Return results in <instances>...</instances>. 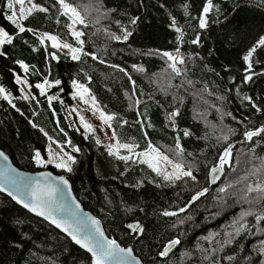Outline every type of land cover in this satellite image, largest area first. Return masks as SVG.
Instances as JSON below:
<instances>
[{
    "label": "trees",
    "instance_id": "obj_1",
    "mask_svg": "<svg viewBox=\"0 0 264 264\" xmlns=\"http://www.w3.org/2000/svg\"><path fill=\"white\" fill-rule=\"evenodd\" d=\"M33 1L48 11H36L20 21L26 29H33L20 33L7 19L6 0H0V28L12 36L10 43L0 44V86L11 93L12 101L10 104L0 96V148L10 160L24 169L49 168L64 174L82 206L99 218L105 234L118 244H129L143 264H260L264 257L254 248L264 240V220L257 226L254 215L246 217L249 231L236 236L232 244L211 254L208 260L199 249L219 248L217 241L223 242L224 233L231 231L230 225L242 211L250 207L257 213L264 211V199L249 205L240 198L248 184L264 182L259 159L264 157V135L253 141L243 137L245 131L264 126V48L253 54L250 70L246 71L243 60L264 36V0H213L214 8L207 14V27L203 29L199 16L206 0H67L88 21L87 27L80 25L85 33L81 37L83 51L97 56L82 55L79 60L53 48L47 40L40 42V33L48 32L79 47L66 27L69 20L61 14L58 0ZM107 10L114 11L102 16ZM173 19L183 33L182 39L171 26ZM125 30L130 35L124 41L109 35L122 37ZM197 37L198 43L193 44ZM177 48L186 61L178 65L186 69L180 76L167 68V58L162 56L163 52L174 54ZM14 74L24 76L32 97L21 99ZM246 75L251 79L245 81ZM169 77L173 85L186 80L193 84L183 83L165 95L160 89L167 87ZM45 80L60 81L47 90H57L58 99L51 104L36 87ZM71 80L87 87L107 114H115L111 131L116 130L121 142L135 143L137 151L151 142L172 157L169 150L175 149L179 137L184 158L196 164L197 181L168 184L146 164L120 160L109 155L103 144H97L92 134L84 136L66 111L71 101ZM193 92H199L209 103L194 101ZM172 93L182 96L183 103ZM136 99L141 101L139 105L132 103ZM213 104L231 116L225 115L221 122ZM176 109L179 114L173 128L167 116ZM196 113H206V117ZM222 126L234 129L235 135L217 143ZM185 129L191 135L184 136ZM228 143L234 145L231 164L225 166L220 181L210 185L208 170ZM56 144L72 149L75 162L71 172L51 164L35 165L34 152L43 155L46 146ZM73 147L79 151H73ZM229 182L235 183L229 191L237 192L236 196L218 192ZM205 188L208 191L188 205L192 196ZM186 205L185 211L179 212ZM165 210L177 215L165 216ZM131 220L142 225L139 236L126 228ZM174 238L181 243L169 256L159 257L162 247ZM228 256L235 259H224ZM0 264L91 262L88 254L60 231L0 192Z\"/></svg>",
    "mask_w": 264,
    "mask_h": 264
},
{
    "label": "snow or ice",
    "instance_id": "obj_2",
    "mask_svg": "<svg viewBox=\"0 0 264 264\" xmlns=\"http://www.w3.org/2000/svg\"><path fill=\"white\" fill-rule=\"evenodd\" d=\"M28 4L31 6L25 8L24 5L26 0H15V4L19 5L18 11H12L10 15L7 16V19L15 24L16 28L20 33L25 31H33L31 28H25L20 21L26 19L27 16L32 15L36 11L40 12H47L48 9L44 7H40L37 4L32 3V0H27ZM60 5L61 14L67 16L71 21L66 25V27L70 30V34L72 38L76 41L79 47H74L67 42H61L59 38L55 35H51L49 33H43L40 35V42L44 43L45 38L52 42L53 48H66L72 54L73 60H79L82 55H92L93 59H97L95 53H86L83 51V44L84 41L81 39L84 36V32L78 30L76 25H84L85 27L88 26V21L84 15L81 14V11L78 10L76 6L72 3L67 2V0H58ZM13 0H8L7 8L13 9ZM214 8L213 0H206V3L203 7L201 16L199 18V27L201 29L207 27V14ZM114 10H107L102 13V16H107L108 12ZM18 17V19H17ZM136 20L133 19L132 23H135ZM119 24V21H116ZM175 28L177 33H180L178 39H182L183 33L179 27L176 26V21L173 19L172 25ZM107 31V30H106ZM111 39L114 40H127L128 36L130 35L129 32L126 30L123 31L122 37L116 35L115 33H109ZM12 41V36L9 35L4 29L0 28V44L10 43ZM199 37L192 41L193 44L198 43ZM258 48H264V36H261L257 42L248 50V52L244 55L243 60L247 64L246 71L252 68L251 58L253 54L257 51ZM162 56L167 58V68L171 69V72L175 74V76H180L186 69H182L178 67V65H184L186 63L185 58L180 54L179 48L176 49L175 54L170 52H163ZM55 58V57H53ZM103 62V61H101ZM21 66L27 70V66L21 63ZM118 67V66H113ZM135 67V66H134ZM138 71H143L142 68H138ZM120 71H124V69H120ZM131 79V77H129ZM172 77H169L167 87L161 88L160 90L164 92L165 95L169 94L168 90L171 88H178L182 87L183 83H187L189 85L193 84L192 80H186L181 83V85H173L171 83ZM251 79L250 76H245V81ZM16 82L18 84L27 83L26 80H21L19 76L16 77ZM56 84H59L60 81H55ZM73 87L75 89L73 96L78 97L80 101L88 105L90 110L93 112L94 115L98 114V118L100 119L101 123L107 125L108 128H112V121L115 118V114H107L99 105L94 95H92L87 87L83 84H79L76 81H73ZM133 84L135 82L133 81ZM37 88L40 89L41 94H44L46 91V87H52L47 80L44 81L42 84H37ZM23 89L21 92L23 93ZM203 91H207V86L203 89ZM174 99H178L181 103H183V97L178 96L176 93H172ZM194 101L197 103H204L208 104L207 100H204L203 97L200 95L199 92L192 93ZM0 96L4 99L8 100L11 104V93H8L6 89L0 86ZM133 96H135V90L133 91ZM29 97L27 95H22L21 99L27 100ZM34 99V97H33ZM58 99V96H48L49 103L51 101ZM219 100H223L224 97H217ZM244 99H250L249 97H244ZM135 105H139L141 101L139 99L133 100L132 102ZM212 107H216L214 104L211 105ZM15 107V105H13ZM253 107H256L253 105ZM257 111L260 109L257 107ZM72 111L77 112L81 125L86 130V132L94 133L95 129L93 126L87 122L85 117L80 114L82 110L72 109ZM216 111L220 114L221 122L223 121V117L225 115L231 116L230 112H223V110L219 107H216ZM179 114V109H176L170 113H168L167 119L172 122V127L175 128L174 118ZM196 115L200 118H205L206 113H196ZM234 118V117H233ZM235 119V118H234ZM123 123H127V121H123ZM36 125L34 124L33 127ZM143 127V125H142ZM148 127H151V124H148ZM213 129L216 128L215 125L211 126ZM41 132H44L43 129H40ZM220 135L216 137L217 143L220 142H227L232 135H235V130L227 127L222 126L219 129ZM47 136V133H44ZM184 136H189L191 133L185 129ZM264 135V126L255 128L254 130H247L243 133V137L245 141H253L254 137H259ZM147 136V133H145ZM118 134L115 129L111 132V140H114L115 143H109L107 145V149L109 155L115 156L116 158L124 161L133 160V162H139L141 164H146L148 168H150L157 176L162 177V179L167 182L168 184H175L177 181L180 180H191L193 182L197 181L196 175H194V171L198 170L196 168L195 162L187 161L184 158V149L180 144L179 137L176 138L175 149L169 150L173 153L172 157L165 152L161 151L159 147L154 146L151 142H149L147 148L144 151L137 152L136 148L138 147L135 143H123L118 138ZM49 141H52V137H48ZM207 139V135L205 136ZM96 143L100 144L101 141L99 138L96 139ZM68 144L71 145V141H68ZM60 147V152H54L51 150V145L49 146V156L48 159L45 160L42 158L41 153L36 151L33 160L37 165H46L55 163V167L65 169L69 172L72 171L71 164L74 163V157L69 155L67 152H63V147ZM233 147L234 145L228 143L226 147L223 148V151L219 153L218 160L215 164H213L209 168V176L211 177V182L214 183L217 179L220 178V175L223 173L224 168L226 165L231 164L232 155H233ZM124 149L127 150V155H121L120 150ZM73 151H79L78 148L73 147ZM250 151L254 152V149H250ZM188 155H192L189 153ZM0 158L7 161L8 157L5 155L3 151H0ZM261 160V168H264V157L259 158ZM256 171H260L259 168ZM5 173H0V175H4ZM40 176L44 177L45 180L42 183L40 180H36L35 182H29L26 184V188L23 192V195H14L13 193L9 192V195H12L13 199L17 200L19 203L23 204L25 208H28L33 213H36L40 216L45 217L46 219L50 220L52 224L56 225V227L61 228L63 231L68 233L71 239L82 248L87 250L91 253L92 256V264H109V262L114 261L115 264H141V262L133 256V249L132 248H122L117 243L115 239H108L104 236L103 231L99 226V221L95 217H87L84 219H79L82 215L79 213L80 205L76 203L75 199L72 200L70 204L65 205L63 202H58L57 197L62 194L65 188L68 186V180L65 179L63 176H58L54 178L55 182L49 180L51 177L50 173H40ZM246 177H242L241 179H245ZM13 183L16 181L13 180ZM239 181L235 182L238 183ZM235 183H225L218 189L219 193L225 194L226 196H236L237 192H230L229 189L235 187ZM63 186V187H61ZM3 186H0V191H6ZM208 189L205 188L202 191L196 192L195 195L192 196L191 200L188 202V205H191L194 201H196L200 196L204 195ZM257 193L256 197H251L250 194ZM244 202H247L249 205L258 204L261 199H264V182L256 183L255 186L252 184H248L246 188L243 190V195L240 197ZM182 207L179 209V212H184L186 207ZM67 208L72 218L76 219V224L74 225L69 219L58 218L55 214L57 211ZM165 216H175L177 215L176 212H169L165 210L163 212ZM255 216L257 226L259 223L264 220V211L259 213L254 212L253 209L250 207L247 210L241 212L240 216L235 219L232 224L230 225L231 231H227L224 233L225 239L223 242L217 241L219 244V248L212 249L211 251L205 249H199L200 251L204 252L203 259L208 260L209 256L215 252L222 251L223 248L227 245L233 243L236 236H239L241 233L245 231H249V227L247 224L246 217L248 216ZM183 221H181L182 223ZM91 226V227H90ZM129 228H133L134 230L142 231L141 226L139 224L136 225H128ZM261 230V229H258ZM264 231V230H262ZM208 239V238H205ZM181 243L179 238L170 239L164 246L163 249L158 253L159 257H167L169 254L176 248L177 245ZM255 252H258L261 257H264V240L259 242V246L254 248ZM190 255V254H185ZM224 259L229 261L234 260V256H228ZM245 259H250L246 257ZM219 264V261L216 262ZM260 264H264V258L260 260Z\"/></svg>",
    "mask_w": 264,
    "mask_h": 264
},
{
    "label": "water",
    "instance_id": "obj_3",
    "mask_svg": "<svg viewBox=\"0 0 264 264\" xmlns=\"http://www.w3.org/2000/svg\"><path fill=\"white\" fill-rule=\"evenodd\" d=\"M0 151H3L5 153V155L8 157V160L7 161L3 160V158H0V173H5L4 175H0V186H3L5 189H7L6 191H0V192L3 193L4 195L10 197L13 202H15L20 207L24 208L26 211H28L32 215H34V216H36V217L44 220L45 222H47L48 224H50L51 226H53L55 229H57L58 231H60L73 244H75L76 246H78L79 248H81L83 251H85L88 254V256L90 258V262L92 264V256H91V253H89L87 250H85L84 248H82L80 245L76 244L71 239V237L68 235V233H66L65 231H63L61 228L56 227V225L52 224L51 221L48 220V219H46L45 217L40 216V215H38L36 213H33L28 208H25L23 206V204L19 203L15 199H13L12 195H9V192H11L14 195H21L22 196L23 195V192H24V190L26 188V184L29 182V178H30V182H35L36 180H40L43 183L44 180H45V178L42 177V176H40V173H50L51 174V177H49V180H51L52 182H55L54 181V178L55 177H58V176H63L65 179H67L65 177V175L62 174V173H56V172L52 171L49 168H40V169H24V168H21V167L15 165L10 160L9 156L7 155V153L3 149L0 148ZM223 174H224V171L220 175V178L217 179L214 183H212L211 182V177L209 176V170H208L207 178H208L209 184L210 185H214V184L218 183L220 181V179L223 177ZM13 180H15L16 182L13 183L12 182ZM61 187H63V186H61ZM73 199H75L76 203H78L80 205L79 213L82 214V215L79 217V219H84V218H87V217L90 216V217H95L100 222V220H99L98 217H96L89 210L85 209L82 206V204L79 202V200L74 195V193L72 191V188L70 186V183L68 181V186L65 188L64 192L57 197V200H58V202H63L65 205H67V204H70ZM55 214L57 215L58 218L69 219L74 225L76 224V219L75 218H72L70 216V213L67 210V208L62 209L60 211H57ZM130 224H132V225L139 224L141 226V229H142V225L137 220H131V221L127 222L126 225H125L126 228H128L131 233H135L136 236H139L141 234V231L134 230L133 228H129L128 225H130ZM99 226H100L101 230L103 231L104 236L106 238H108V239H111V238H109L105 234V232L103 230V227L101 225V222L99 223ZM119 245L122 248H131V246L129 244L128 245H121V244H119ZM162 249H163V247H162ZM132 254H133L134 257H136V259H138L141 262V264H143L142 261L140 260V258L134 252ZM109 264H115V262L112 261V262H109Z\"/></svg>",
    "mask_w": 264,
    "mask_h": 264
},
{
    "label": "rangeland",
    "instance_id": "obj_4",
    "mask_svg": "<svg viewBox=\"0 0 264 264\" xmlns=\"http://www.w3.org/2000/svg\"><path fill=\"white\" fill-rule=\"evenodd\" d=\"M7 3H8V0H6V16H8V15H10L11 14V12L12 11H18V9H19V5H16L15 4V0H13V9H8L7 8ZM32 3H34V4H37V3H35L33 0H32ZM38 5V4H37ZM205 5V4H204ZM31 5L30 4H28V2H27V0H26V3H25V5H24V7L25 8H28V7H30ZM204 7V6H203ZM201 13H202V11H201ZM200 16H201V14H200ZM200 16H199V18H200ZM68 18V17H67ZM17 19H18V17H17ZM68 20H69V18H68ZM71 21L69 20V22L68 23H70ZM76 28L78 29V30H80V25H76ZM69 30V29H68ZM43 33H48V32H42V33H40V35L41 34H43ZM69 33H70V30H69ZM49 34H51V35H54V34H52V33H49ZM40 35H39V38H40ZM45 40H47V38H45ZM60 40V39H59ZM51 45H52V42L50 41V40H47ZM61 41V40H60ZM61 42H64V41H61ZM72 45V44H71ZM72 46H74V45H72ZM74 47H76V46H74ZM60 50H62V51H65L69 56H71L72 57V54H71V52L69 51V49H66V48H59ZM175 54V53H174ZM17 76H19L20 78H21V80L23 81V80H25V78H24V76H20V75H17V74H14L13 75V79H14V81L16 82V77ZM56 81V80H55ZM55 81H48L50 84H52V85H55L56 83H55ZM73 81H76L77 83H79V84H82V83H80V82H78L77 80H71V82H70V92H69V96H70V99H71V101H70V103L66 106V111H67V115H68V117L71 119V121H72V124L76 127V128H78V130H80V132L85 136L86 134H88V133H90V134H92V136L95 138V140L97 139V138H99L100 139V141H101V144H103L104 145V147L106 148V150L108 151V149H107V145L109 144V143H115V141L114 140H111V128H108L107 127V125H104V124H102L101 123V121H100V119L98 118V114L97 115H94L93 114V112L90 110V108H89V106L88 105H85V104H83L81 101H80V99L78 98V97H75L74 98V96H73V93H74V91H75V89H74V87H73ZM42 83H44V81H42V82H39V83H37V84H42ZM16 84H17V88H18V90H19V96L21 97L22 95H27L28 97H32L33 96V94L30 92V90H29V85L26 83H21V84H18L17 82H16ZM36 84V85H37ZM21 89H23L24 91H23V93L21 92ZM49 88H47L46 87V91L44 92V95H45V97L47 98V100H48V96H55L56 95V92H57V90L56 91H54V92H50V93H48L47 92V90H48ZM38 91L41 93V91H40V89L38 88ZM78 109V110H82L81 112H80V114L81 115H83L84 117H85V119L87 120V122L88 123H90L92 126H93V128L95 129V131H94V133H92V132H86V130L83 128V126L81 125V122H80V119H79V116H78V114H77V112H74V111H72V109ZM58 146H60V145H58V144H56L55 146H51V150L52 151H54V152H60V147H58ZM147 148V147H146ZM145 148V149H146ZM145 149H143V150H139V151H137V152H140V151H144ZM36 152V151H35ZM35 152H34V154H35ZM63 152H67L69 155H71L72 156V149H65V148H63ZM34 154H33V156H34ZM120 154L121 155H127L128 153H127V150H124V149H121L120 150ZM41 156H42V158H44L45 160H47L48 159V156H49V146H46L45 147V151H44V154L42 155L41 154ZM171 158V157H170ZM35 163V162H34ZM35 165H37L36 163H35ZM51 165H54L55 166V163H52ZM37 166H44V165H37Z\"/></svg>",
    "mask_w": 264,
    "mask_h": 264
}]
</instances>
